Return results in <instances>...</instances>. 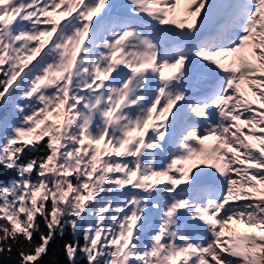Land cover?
<instances>
[{
	"label": "snow or ice",
	"instance_id": "6c2138e0",
	"mask_svg": "<svg viewBox=\"0 0 264 264\" xmlns=\"http://www.w3.org/2000/svg\"><path fill=\"white\" fill-rule=\"evenodd\" d=\"M184 4L0 0V256L264 264V0Z\"/></svg>",
	"mask_w": 264,
	"mask_h": 264
},
{
	"label": "trees",
	"instance_id": "16d2710c",
	"mask_svg": "<svg viewBox=\"0 0 264 264\" xmlns=\"http://www.w3.org/2000/svg\"><path fill=\"white\" fill-rule=\"evenodd\" d=\"M51 119V117H50ZM10 176H14L15 173H10ZM67 231V230H66ZM71 239L70 235H65L63 238L57 237L50 245L47 255H45L40 261L39 264H68V260L63 252V243L65 240ZM81 237V243H82ZM18 253L13 250V256H17ZM0 260L3 261V264H18L16 259H8L6 256H0ZM78 264H82V261H78Z\"/></svg>",
	"mask_w": 264,
	"mask_h": 264
},
{
	"label": "rangeland",
	"instance_id": "374dc122",
	"mask_svg": "<svg viewBox=\"0 0 264 264\" xmlns=\"http://www.w3.org/2000/svg\"><path fill=\"white\" fill-rule=\"evenodd\" d=\"M184 0H181V5H180V9H183V7H185L184 6V2H183ZM115 2L119 5V4H123V3H126V0H115ZM206 143H209V141L208 142H206ZM189 163H191V162H189Z\"/></svg>",
	"mask_w": 264,
	"mask_h": 264
},
{
	"label": "bare ground",
	"instance_id": "6f19581e",
	"mask_svg": "<svg viewBox=\"0 0 264 264\" xmlns=\"http://www.w3.org/2000/svg\"><path fill=\"white\" fill-rule=\"evenodd\" d=\"M184 2V1H183ZM184 6H185V4H184ZM184 8V7H183ZM178 13H179V9H178ZM209 143H211L210 141H209Z\"/></svg>",
	"mask_w": 264,
	"mask_h": 264
}]
</instances>
